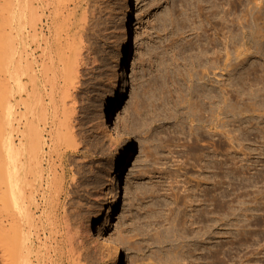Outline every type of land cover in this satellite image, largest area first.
I'll return each instance as SVG.
<instances>
[{
    "label": "rangeland",
    "instance_id": "1",
    "mask_svg": "<svg viewBox=\"0 0 264 264\" xmlns=\"http://www.w3.org/2000/svg\"><path fill=\"white\" fill-rule=\"evenodd\" d=\"M84 12L95 62L80 70L78 149L20 157L28 203L71 227L63 264H116L113 246L120 264H264V0H97ZM8 16L0 0V47ZM116 188L109 243L99 232Z\"/></svg>",
    "mask_w": 264,
    "mask_h": 264
},
{
    "label": "bare ground",
    "instance_id": "2",
    "mask_svg": "<svg viewBox=\"0 0 264 264\" xmlns=\"http://www.w3.org/2000/svg\"><path fill=\"white\" fill-rule=\"evenodd\" d=\"M95 1L8 0L10 33L0 47V264H63L67 255L65 243L73 241L71 227L55 210L33 208L21 192L20 157H24L25 163L46 161L50 164L48 157L52 149L58 146L78 149L74 124L78 122L75 110L76 98L80 95V70L92 65L95 59L86 45V32L91 26L85 21V12L81 21L76 18ZM15 67L21 69L27 81H19L12 88L8 76ZM12 91L21 97L15 99ZM210 93L214 94V90ZM215 96L208 99L212 120L215 119ZM20 108L24 110L20 119L24 123V146L18 151L11 131L15 117L21 115ZM113 193L115 198L104 212L99 232L102 233L99 239L105 238L109 243L112 241L110 224L120 209L121 200L118 188ZM113 249L112 254L118 255L115 263L120 264L118 248L113 246ZM76 251L71 247V255Z\"/></svg>",
    "mask_w": 264,
    "mask_h": 264
}]
</instances>
